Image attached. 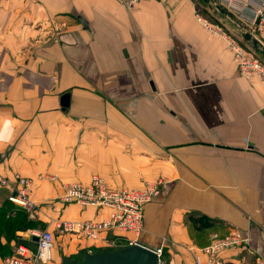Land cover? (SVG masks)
Segmentation results:
<instances>
[{
	"label": "crops",
	"instance_id": "crops-1",
	"mask_svg": "<svg viewBox=\"0 0 264 264\" xmlns=\"http://www.w3.org/2000/svg\"><path fill=\"white\" fill-rule=\"evenodd\" d=\"M78 1L0 0V261L33 229L59 234V218H105L60 200L95 173L116 188L165 178L141 240L170 264H196V249L233 231L247 249L215 264L264 258V77L241 75L227 41L238 28L264 41L250 17L263 0H214L215 21L197 0ZM20 178L37 215L7 206Z\"/></svg>",
	"mask_w": 264,
	"mask_h": 264
},
{
	"label": "built area",
	"instance_id": "built-area-1",
	"mask_svg": "<svg viewBox=\"0 0 264 264\" xmlns=\"http://www.w3.org/2000/svg\"><path fill=\"white\" fill-rule=\"evenodd\" d=\"M127 6L133 7L141 0H122ZM236 3L235 1H233ZM253 24L264 35V0L250 14ZM197 18L208 28H213L201 16ZM234 32V31H233ZM235 32L227 37L230 47L234 50L235 61L241 75L248 76L256 72L264 77V63L255 55V51L246 50L240 43ZM240 39V38H239ZM166 183L165 178L158 177L146 180L139 188L111 185L108 179L98 173L91 175L88 182L73 181L66 183L60 200L64 205L77 204L83 209H93L97 213L106 211L105 218H59L55 228L61 235L76 236L85 241H98L108 234L114 237L113 242L145 245L141 235L145 231V207L152 202L161 187ZM30 181L20 178L19 184L9 197L10 201L22 205L31 215H37L35 203L29 197ZM129 233L133 237L128 236ZM108 235V236H109ZM37 237L38 240H34ZM36 244L33 248L32 244ZM56 232L49 228L33 229L29 235V243L17 245L15 254L0 261V264H44L50 263L54 257ZM147 246V245H145ZM248 239L239 232L233 231L226 235L213 234L209 244L196 249L194 260L196 264H215L219 255L230 249H247ZM148 247V246H147ZM151 248V247H150ZM154 249L160 256V264H170L164 258V245ZM89 246L85 252H96ZM256 264H264V258H258Z\"/></svg>",
	"mask_w": 264,
	"mask_h": 264
},
{
	"label": "water",
	"instance_id": "water-1",
	"mask_svg": "<svg viewBox=\"0 0 264 264\" xmlns=\"http://www.w3.org/2000/svg\"><path fill=\"white\" fill-rule=\"evenodd\" d=\"M203 1L208 4L214 13L217 14L219 11L224 13L221 7L214 4V0ZM76 18L82 23L85 29H89V23L82 15H77ZM237 30H234V32L240 39L253 50L264 55V42L257 35L247 29L238 28ZM62 105L63 107L69 106L68 94L63 96ZM34 240H38L37 237ZM48 264H160V256L150 247L142 244H134L119 249H104L96 252L86 251L81 259L63 255L60 262Z\"/></svg>",
	"mask_w": 264,
	"mask_h": 264
},
{
	"label": "rangeland",
	"instance_id": "rangeland-1",
	"mask_svg": "<svg viewBox=\"0 0 264 264\" xmlns=\"http://www.w3.org/2000/svg\"><path fill=\"white\" fill-rule=\"evenodd\" d=\"M198 2H200V5H199V10L200 11H202V14L204 13L205 15L206 14H208V16H209V18H210V20H212V21H215V20H217V18H215V17H217V16H215L214 15V11L208 6V4L207 3H205L203 0H197ZM75 3L77 4V6L75 7L76 8V10L78 11V9H80V2L78 1V0H75ZM74 14H76V12L74 13ZM42 16H43V18H42ZM40 17H41V21L43 22V24H47L46 22H45V20L44 19H47V15H46V13L42 10L41 11V13H40ZM40 21V20H39ZM65 25V24H64ZM223 27H224V29L226 30V31H228V32H231V30L232 29H230L229 28V26L228 25H223ZM234 29L236 28V27H233ZM253 30H257V32L260 34V35H262L261 33H260V31H259V29H258V27H257V25H254L253 27ZM234 30H232V34L234 33L233 32ZM237 32H239V30H237ZM263 37H264V35H262ZM264 42V41H263ZM255 51V50H254ZM259 58H260V60H262L263 62H264V55L262 54V53H260V52H257V51H255L254 52ZM109 181V180H108ZM10 203V204H9ZM8 203V207H10V208H12L13 210H16V211H18V210H20V208L21 207H23L22 205H20V204H17V203H14V202H12V201H10ZM59 233V232H58ZM109 235V234H108ZM105 236V238H103L102 239V241L104 240L105 241V243H103V244H99V240L98 241H87V244L88 245H81L80 244V242H79V246H77V249L75 250V249H69V248H67V246H65L64 244H62V237H63V235H61L60 233L59 234H57L56 235V244H55V247L57 246L58 248H59V251H60V253H62V254H64V255H68V256H72V255H76L77 254V258L78 259H81V258H83V255H84V253H85V249H89V246H92L93 248H95V247H97V248H102V249H105V248H113V249H119V248H121V247H124V243H118V242H113V240H114V237H113V235L111 236V235H109V236ZM59 237H60V240L58 241V239H59ZM75 238H77L76 236H74ZM82 240V239H81ZM94 251V250H93ZM99 251V250H98ZM15 254V253H14ZM13 254V255H14ZM195 254V253H194ZM10 256H12V255H10ZM61 261V258H54L53 260H52V262H50V263H57V262H60ZM257 261V260H256ZM169 263V262H168ZM42 264V263H41ZM45 264H48V263H45ZM256 264V263H255Z\"/></svg>",
	"mask_w": 264,
	"mask_h": 264
},
{
	"label": "trees",
	"instance_id": "trees-1",
	"mask_svg": "<svg viewBox=\"0 0 264 264\" xmlns=\"http://www.w3.org/2000/svg\"><path fill=\"white\" fill-rule=\"evenodd\" d=\"M21 243H26V241H21ZM19 244H20V243H19ZM124 246H126V245L124 244ZM121 248H122V247H121ZM105 249H113V248H110V247H109V248H105ZM98 250L101 251V250H104V249H102V248L100 249V248H97V247L94 248V251H98ZM71 257H72V258H77L78 256H77V254H76V255L74 254V255H72Z\"/></svg>",
	"mask_w": 264,
	"mask_h": 264
}]
</instances>
